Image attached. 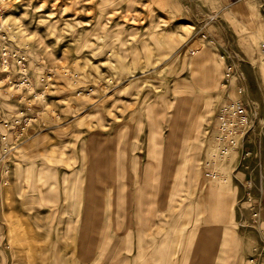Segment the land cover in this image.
<instances>
[{
  "label": "rangeland",
  "instance_id": "rangeland-1",
  "mask_svg": "<svg viewBox=\"0 0 264 264\" xmlns=\"http://www.w3.org/2000/svg\"><path fill=\"white\" fill-rule=\"evenodd\" d=\"M245 1L249 23L224 0H0V51L30 82L0 77V138L29 119L0 142V264H248L264 0ZM238 101L250 129L220 159L217 118Z\"/></svg>",
  "mask_w": 264,
  "mask_h": 264
},
{
  "label": "built area",
  "instance_id": "built-area-1",
  "mask_svg": "<svg viewBox=\"0 0 264 264\" xmlns=\"http://www.w3.org/2000/svg\"><path fill=\"white\" fill-rule=\"evenodd\" d=\"M262 51L264 53V45L262 46ZM15 59L18 64L21 63V55L17 53L9 54L7 49H3L0 51V77L3 75H9L11 71V63L10 58ZM233 69H229L227 73V78L230 77L231 72ZM12 87L17 89H21L23 85L30 86V82L28 78L24 75V80H12L10 75L7 76ZM29 123V119L27 117H16L10 124L6 123L4 126L5 128H9L2 134L0 138L1 146L4 145V150H7L6 153L12 151L14 144L16 145L17 142L21 139V135L19 136L16 133L14 136V132L11 131V138L10 134L6 133L7 131L12 129H16L17 126H21L22 123ZM249 117L248 111L243 104V102L238 101L234 104H228L223 106L220 110L215 132L217 134V141L220 143L218 157L220 159L227 158L230 152L237 149L240 145V141L243 140V137L246 136L247 132L249 131ZM3 163V157H0V165ZM249 201V208L251 212L252 222L258 223L259 222V210H264V195L260 197H247V202ZM248 264H264V235L262 236L260 242L255 245L253 248L252 254L248 259Z\"/></svg>",
  "mask_w": 264,
  "mask_h": 264
},
{
  "label": "crops",
  "instance_id": "crops-1",
  "mask_svg": "<svg viewBox=\"0 0 264 264\" xmlns=\"http://www.w3.org/2000/svg\"><path fill=\"white\" fill-rule=\"evenodd\" d=\"M224 1H225V7L227 8L228 11H230L233 14V16L237 22H240V23L251 22L252 9H251L250 5L247 3V1H245V0H224ZM261 8L262 7L260 6L259 9H261ZM256 10H257V7H256ZM254 15H255V17H257L256 13ZM203 58L205 61L207 60L206 56H204ZM192 62H193L194 66H197L199 68V66L196 64L194 57H193ZM209 83L205 87V89L210 88L211 83L210 84Z\"/></svg>",
  "mask_w": 264,
  "mask_h": 264
},
{
  "label": "bare ground",
  "instance_id": "bare-ground-1",
  "mask_svg": "<svg viewBox=\"0 0 264 264\" xmlns=\"http://www.w3.org/2000/svg\"><path fill=\"white\" fill-rule=\"evenodd\" d=\"M228 104H230V103H228Z\"/></svg>",
  "mask_w": 264,
  "mask_h": 264
}]
</instances>
